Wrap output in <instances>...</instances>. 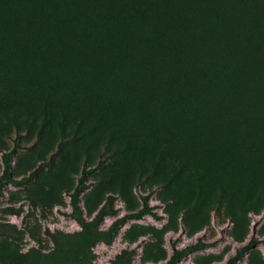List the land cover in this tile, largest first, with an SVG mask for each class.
Wrapping results in <instances>:
<instances>
[{
	"label": "rangeland",
	"instance_id": "374dc122",
	"mask_svg": "<svg viewBox=\"0 0 264 264\" xmlns=\"http://www.w3.org/2000/svg\"><path fill=\"white\" fill-rule=\"evenodd\" d=\"M16 141L11 177L42 165L21 186ZM99 161L80 224L70 195ZM252 238L264 0H0V264H165L199 240L179 264H223ZM238 264H264V242Z\"/></svg>",
	"mask_w": 264,
	"mask_h": 264
},
{
	"label": "trees",
	"instance_id": "16d2710c",
	"mask_svg": "<svg viewBox=\"0 0 264 264\" xmlns=\"http://www.w3.org/2000/svg\"><path fill=\"white\" fill-rule=\"evenodd\" d=\"M239 22L243 23L241 20ZM21 148V145L18 141L14 143V146L7 152H5L2 156V161L4 164V173L9 177V181L11 184L16 185V186H21L27 181H31L35 175L38 173L39 169L41 168L42 165L38 166L34 170L30 172V174L27 177H22L21 179H15L11 177L10 172H11V159L12 156L15 154L17 149ZM104 166V163L102 161H99L96 166L90 167V168H83L82 174L78 179V184L76 186V189L74 192L70 195L71 197V205H72V212L70 213V216L74 218L76 221H78L80 224L84 223L83 217H82V209L79 205L80 201V196L81 193L84 191L85 188H87L86 181L88 177L93 174L94 172L98 171ZM148 196L143 197L144 201V207L145 210H140L139 212H133V213H128L122 217L116 218L110 228H111V234L115 235L118 232V228L120 225L125 223L128 219H137L142 217L144 214L151 213L150 208L148 207L147 204ZM9 213H17L15 212L12 208H7L6 209ZM102 215L99 214V218H101ZM264 242L263 240H259L257 238H252L247 244L242 246L240 249L236 251V253L232 256H230L226 262L223 264H238V261H240L245 253L254 247L257 246L258 243ZM209 242H204V241H197L196 243L186 246L184 248H176L174 247L171 253V256L169 260L165 264H179V261L185 257L187 254L192 253L197 250L204 249L205 247L209 246Z\"/></svg>",
	"mask_w": 264,
	"mask_h": 264
}]
</instances>
